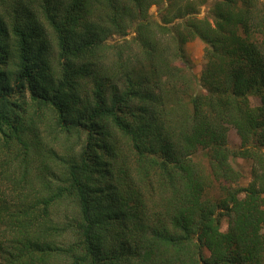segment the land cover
Wrapping results in <instances>:
<instances>
[{
	"label": "trees",
	"instance_id": "1",
	"mask_svg": "<svg viewBox=\"0 0 264 264\" xmlns=\"http://www.w3.org/2000/svg\"><path fill=\"white\" fill-rule=\"evenodd\" d=\"M0 264H264V1L0 0Z\"/></svg>",
	"mask_w": 264,
	"mask_h": 264
},
{
	"label": "rangeland",
	"instance_id": "2",
	"mask_svg": "<svg viewBox=\"0 0 264 264\" xmlns=\"http://www.w3.org/2000/svg\"><path fill=\"white\" fill-rule=\"evenodd\" d=\"M212 0H208V2H211ZM264 1V0H263ZM149 13L155 18L157 19V11H156V8L153 6L150 8L149 10ZM207 14V7H203L201 9V13H200V17H204L205 15ZM131 36H133V34H129L127 36V38H131ZM118 38L115 37L113 38L112 40H117ZM111 41V42H113ZM203 48H204V45L199 41V40H195L193 42H190L188 45H187V51H188V54H189V57H190V60H191V63H192V68H193V72L195 74H199L200 73V69H201V64L203 62ZM228 139H229V143L231 145H238V139L234 133V131H230L229 134H228ZM234 164H238L241 169H242V173H243V176H244V179L242 181V185H246L248 180H247V177H248V172H249V166L242 162L241 160H235L233 161Z\"/></svg>",
	"mask_w": 264,
	"mask_h": 264
}]
</instances>
